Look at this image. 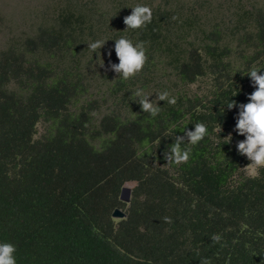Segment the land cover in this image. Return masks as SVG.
I'll return each mask as SVG.
<instances>
[{"label":"trees","instance_id":"16d2710c","mask_svg":"<svg viewBox=\"0 0 264 264\" xmlns=\"http://www.w3.org/2000/svg\"><path fill=\"white\" fill-rule=\"evenodd\" d=\"M103 6L63 0L51 23L0 50V243L17 264H264V168L243 174L235 130L256 90L250 70L264 74V2L226 16L200 2L150 6L138 30L124 24L134 4ZM121 37L148 57L128 80L110 68ZM107 54L98 87L91 70ZM137 89L157 92L158 115ZM164 91L175 105L157 99ZM201 122L205 138L181 146L189 160L168 163L175 136Z\"/></svg>","mask_w":264,"mask_h":264},{"label":"clouds","instance_id":"9594fccd","mask_svg":"<svg viewBox=\"0 0 264 264\" xmlns=\"http://www.w3.org/2000/svg\"><path fill=\"white\" fill-rule=\"evenodd\" d=\"M131 15L124 18V24L127 29H142L152 22L153 11L150 6L137 4L131 8ZM177 19V17H173ZM105 41L97 40L88 45V49L95 53L97 49H101L105 45ZM115 54L119 61L118 64L110 65L113 72L117 73L123 80H128L142 72L148 57L144 42L133 44V41L127 37H121L115 40ZM103 66V65H102ZM262 71L253 68L248 76L254 82L253 86L256 90L248 97L251 102L238 105L243 109L239 112V119L236 123L235 130L241 136L246 134L244 142H238L237 151L240 155L246 156L251 163L246 167L251 175L259 174V170L264 168V74ZM139 97V105L143 112L151 114L153 117L158 115L159 106L149 101L150 96H146L142 89H137L134 93ZM159 101H165L171 105L176 104V98L171 97L167 91L158 94ZM228 109L237 107L235 101L228 104ZM208 134L207 126L204 123H197L194 131L185 130L183 136H175V142L171 145L167 155L164 158L167 162L177 165L186 163L190 158V150L182 149V145L187 140L192 145L198 144ZM231 137V136H230ZM127 184V183H126ZM165 222L170 223L171 220L165 217ZM219 241V237H214ZM16 247L11 243H0V264H17L14 253ZM202 264H209L208 261H202Z\"/></svg>","mask_w":264,"mask_h":264},{"label":"rangeland","instance_id":"374dc122","mask_svg":"<svg viewBox=\"0 0 264 264\" xmlns=\"http://www.w3.org/2000/svg\"><path fill=\"white\" fill-rule=\"evenodd\" d=\"M63 0H0V50H2L7 43L24 38L25 36H31L38 25L51 23L55 17V11L60 6ZM119 0H101L103 7H106V3H114ZM130 4H146L149 6L161 5L164 3L179 4L185 7L193 6L195 3H199L201 6H209L213 13H217L218 16H226L230 13V10L234 6L260 4L264 0H255L247 2V0H124ZM108 8V7H106ZM221 14V15H220ZM219 18V17H217ZM108 54L99 58L100 64L96 67H92L91 72L94 73V83L100 87L99 78L105 80V72L103 67L105 62L107 63ZM103 65V66H102ZM97 75V76H95ZM104 77V78H103ZM201 84L191 86V91L200 90ZM103 91V88H101ZM91 90V92H95ZM156 92V91H155ZM149 92L147 96L149 101L155 100L156 93ZM98 96V95H97ZM100 97V96H98ZM40 129V128H39ZM243 174L251 175L247 168L242 170ZM129 187H132V183H128Z\"/></svg>","mask_w":264,"mask_h":264},{"label":"bare ground","instance_id":"6f19581e","mask_svg":"<svg viewBox=\"0 0 264 264\" xmlns=\"http://www.w3.org/2000/svg\"><path fill=\"white\" fill-rule=\"evenodd\" d=\"M129 192L130 190L129 189H123L122 192H121V201L125 204L129 203L128 200H129ZM124 217V214L121 210H116L113 215H112V218L115 219V220H120Z\"/></svg>","mask_w":264,"mask_h":264}]
</instances>
